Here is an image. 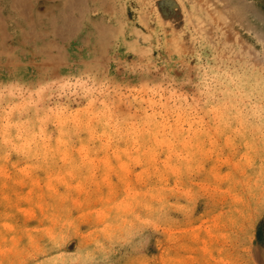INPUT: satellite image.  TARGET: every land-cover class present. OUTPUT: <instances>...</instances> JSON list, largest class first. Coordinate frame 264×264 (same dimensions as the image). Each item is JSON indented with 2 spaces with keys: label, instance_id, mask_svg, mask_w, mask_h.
Listing matches in <instances>:
<instances>
[{
  "label": "rangeland",
  "instance_id": "374dc122",
  "mask_svg": "<svg viewBox=\"0 0 264 264\" xmlns=\"http://www.w3.org/2000/svg\"><path fill=\"white\" fill-rule=\"evenodd\" d=\"M0 264H264V0H0Z\"/></svg>",
  "mask_w": 264,
  "mask_h": 264
}]
</instances>
